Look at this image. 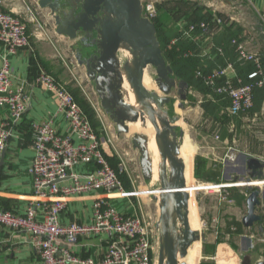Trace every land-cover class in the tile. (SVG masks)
Wrapping results in <instances>:
<instances>
[{
  "label": "crops",
  "instance_id": "0c3cea01",
  "mask_svg": "<svg viewBox=\"0 0 264 264\" xmlns=\"http://www.w3.org/2000/svg\"><path fill=\"white\" fill-rule=\"evenodd\" d=\"M224 2L227 5L225 11L227 15L218 20L214 29L210 31L202 29L203 33L194 38L201 51L213 61L215 57L212 51L216 45V37L222 36V38L229 37L231 39L236 34L233 41L243 45L250 53L258 54L263 63L264 0H224ZM0 12L20 16L28 25L31 38L30 48L23 49L11 57L15 84L24 82L26 90L31 95V101L19 125L13 130L7 128L11 135L0 160V210L24 215L28 205L34 199L33 177L29 173L35 154L32 146L33 125L53 121V126L61 135L68 134L70 131V125L65 117L57 112L55 97L37 84L36 76L40 69H43L65 86L73 88L78 85L74 75L76 65L80 64L78 55L82 52L84 58L89 56L78 40H72L68 36L58 33V26L51 11L41 8L39 0H0ZM238 28L244 32L240 33ZM220 49L223 51L222 48H219L218 52ZM3 54L4 47L0 43V69L3 63ZM228 79L232 80L233 84H237L230 72ZM220 82L223 80L221 79ZM203 99L204 95H202V102ZM241 120H244L243 114L233 118L228 117L226 110L221 112L219 123L227 125L219 127V135H217L219 139L215 138L217 141L213 140L210 144H208L206 136L197 130L194 132L191 129H184L188 128L186 125L181 127L180 124H177L176 133L180 144V158L185 164L187 163L186 167L188 165L187 182L191 178L194 180L190 211H192L194 201L197 200L199 222L204 226H202L203 232L200 234L201 241L195 242L189 249L187 264H199L200 259L205 262L209 261L210 264H257L264 260V247L262 245L255 247L256 244L252 238L256 234H263L264 222L256 223L251 228H246L243 225V219L247 214V199L250 194L245 185L249 179L245 182V177L263 179L264 170L263 175L253 176L254 172L248 168L249 160L253 157L246 153H239L240 155L235 158L237 150L232 149L231 143L234 137L233 132L242 128ZM8 121L9 111L7 108H3L0 110V123ZM133 126H137L142 131L140 125H129L131 128ZM114 152L119 154L118 151ZM107 153L109 156H114L110 147L107 149ZM156 153L158 154L157 150ZM197 157L205 160L206 169L214 167L221 171L220 184L208 182L196 176ZM255 159L264 163L260 158ZM123 166L126 169L124 177L130 181L131 187L133 186V189L126 190L134 191L135 184L132 175L125 163ZM93 168L80 165L78 172L88 173ZM235 176L239 177L237 180L239 182L233 185ZM212 184L225 187L213 188L210 187ZM259 188L262 192V206L259 210L262 211L264 208V186H259ZM150 192L151 190H144L140 192V195L148 196L151 194ZM194 192H199V196L195 197V200ZM100 195V193L88 194L72 200L68 209L63 213V222L65 224L70 222L89 223L92 218L94 200ZM111 198L112 203L124 214H142L151 225L150 215L147 211V206H150L151 202L149 199H140L137 196L122 199L118 195ZM157 202H159L158 208L160 209L161 203ZM211 202L212 209L208 208V203ZM145 211L147 212L145 213ZM249 231H253L251 235L248 234ZM220 238L222 240H219ZM108 244L109 239L106 237L82 239L74 250L80 256H94ZM211 248L214 249L213 254L210 252ZM0 264H42V262L28 233L0 226Z\"/></svg>",
  "mask_w": 264,
  "mask_h": 264
},
{
  "label": "built area",
  "instance_id": "2783aa9c",
  "mask_svg": "<svg viewBox=\"0 0 264 264\" xmlns=\"http://www.w3.org/2000/svg\"><path fill=\"white\" fill-rule=\"evenodd\" d=\"M157 15L155 4L143 1L142 17L153 22ZM194 28L190 27L191 30ZM201 28L207 30L204 24ZM0 43L4 47L0 69V110L7 108L9 111V121L0 123L1 160L11 135L7 128L13 130L19 125L31 101L24 82L15 84L11 62L12 56L31 47L28 25L20 16L0 12ZM233 44L237 46L241 60L256 65L249 79L259 78L257 82L244 84L231 63L208 75L199 72L198 77L218 94L230 99L226 112L228 117L234 118L253 109L255 89L264 86V69L258 54L250 53L237 41ZM219 52L223 51L220 49ZM229 72L236 85L228 79ZM36 82L53 94L57 112L65 117L70 131L61 135L53 121L33 125L35 154L29 173L33 177L34 199L24 215L0 210V226L28 233L42 264H152L154 248L150 223L142 214L126 215L112 203L114 195L125 199L135 194L126 190L120 177L123 169L126 171L123 164L120 165L123 169L118 171L107 157L111 138L98 136L82 107L62 82L43 69L37 74ZM80 165L94 168L82 174L78 172ZM262 180L261 184L255 185L264 186V177ZM210 187L221 189L225 186ZM96 193L101 195L94 200L89 223L63 222V213L72 200ZM101 237L108 238L109 244L97 255L80 256L75 252L74 248L82 239Z\"/></svg>",
  "mask_w": 264,
  "mask_h": 264
},
{
  "label": "water",
  "instance_id": "95a60500",
  "mask_svg": "<svg viewBox=\"0 0 264 264\" xmlns=\"http://www.w3.org/2000/svg\"><path fill=\"white\" fill-rule=\"evenodd\" d=\"M39 6L51 11L58 33L78 40L86 50L89 57L84 58L81 52L79 63L87 67L101 105L116 124L118 134H128L129 125L139 121L146 124L149 119L153 124L163 158L161 186L152 191L154 199L161 203L158 227L162 232L165 254H161L160 264H164L165 255L166 264H187L180 262L179 258L188 256L190 247L200 236L192 229L190 220L191 190L194 188L187 182V167L180 158L176 134L179 118L165 119L164 116L169 114L167 106L171 103L172 92L177 89L180 100L186 102L190 87L174 78L172 67L163 56L155 24L142 17L143 0H39ZM122 52H128L130 56L122 60ZM149 67L156 69L155 81L162 95L149 91L144 85L145 71ZM124 74L135 91L136 107L144 113L143 116L126 107ZM133 142L142 155L144 179L150 181L153 167L148 141L142 135H136ZM168 160L173 169L171 177L167 172ZM248 168L254 172L253 176H261L264 163L252 158ZM262 181L249 179L245 183L250 192L247 214L243 219L246 228L263 222L258 214L262 192L258 185L253 184ZM174 196L175 201L172 199ZM178 232L180 236L174 237L173 233ZM257 264H264V260Z\"/></svg>",
  "mask_w": 264,
  "mask_h": 264
},
{
  "label": "rangeland",
  "instance_id": "374dc122",
  "mask_svg": "<svg viewBox=\"0 0 264 264\" xmlns=\"http://www.w3.org/2000/svg\"><path fill=\"white\" fill-rule=\"evenodd\" d=\"M143 1H149L155 4L157 11L159 9V21H158V27L160 29H171L175 26L178 28H182L185 24H188L192 19L197 20L199 22V15L205 14L207 17L211 18V22L207 23L205 21L200 22V26L204 24L207 28V31H210L211 29H214L215 24L218 22V20L222 19L223 16L227 15V5L225 4L224 0H143ZM263 63H264V57H262ZM75 62V61H74ZM75 81L78 83V85L82 89V95L83 97L91 102V104L95 107L96 112L98 114V118L102 123L104 135L102 137H109L111 138V146L110 150L113 151L114 156H109L107 153V157L113 167L120 170L119 164L125 163V165L128 167V170L130 174L132 175L133 183L135 184L134 191H128L129 193L135 194L134 196H137L140 199H149L150 206H147V211L150 215V222H151V229L153 231V261L152 264H160L161 254L164 253V243L162 239V232L160 231L158 224L160 222V209L158 208L157 201L154 200L152 191L154 189H158L161 186V179L160 181H155L153 178L150 181H147L144 179L143 173H142V167H141V152L139 149L134 147V137L136 135H142L144 138L147 139L149 142V139L152 137V155L149 152L150 158L153 160L154 167H158L160 165L159 163V152L157 150L155 138H156V130L151 123V121L148 119L146 124H141L143 129H147L148 126L150 128L148 130L152 129L151 133L141 131L137 126L130 127V132L128 134H121L119 135L117 132V127L114 121L111 119L110 114H108L104 108L101 105V100L96 93L95 83L92 81L87 73L85 65H76L75 67ZM148 79L151 85V89L148 88L149 91H157L162 95L161 91L158 89L157 83L155 81L156 79V69L153 67L148 68ZM264 80V75L262 77ZM189 97L190 99L188 101H181L178 95V90H174L171 94V103L167 106L169 110L168 116H164L165 119H171L173 117H178L179 122L177 124H180L181 127H186L184 129H191L195 132L197 130L201 134L205 135L208 141V144L210 142L217 141L218 139L217 135H219V127L227 125L226 123H219L220 119H213L210 117H207L204 115L203 109L201 107L202 102V95L201 93L195 92L193 89H190L189 91ZM181 105L183 108H181ZM244 115V120H241L243 123L241 130H235L233 132V140L231 143L232 149H236L237 153L235 158H237L240 154L239 153H246L253 158H260L264 161V108L259 113H253V112H247ZM162 126V124H160ZM189 126H192V128H189ZM152 127V128H151ZM132 129V131H131ZM134 129V130H133ZM137 130V131H136ZM177 134V133H176ZM178 140V138H177ZM154 147V148H153ZM156 150L158 154L156 153ZM114 151H118L119 154H115ZM199 167L198 175L203 174V163ZM163 167V166H162ZM123 169V168H122ZM125 170L123 169V172H121V179H123ZM167 172L168 176L171 177L172 171L170 165L167 166ZM239 177L235 176L233 179L234 183L237 184L239 181ZM250 179V177H245V182ZM252 179V178H251ZM254 181H257L258 179L254 178L252 179ZM124 182V181H123ZM190 186H193L194 180L193 178L189 179ZM193 183V184H192ZM215 185V184H212ZM133 187V186H132ZM133 189V188H132ZM144 190H151L150 195H140V192H143ZM205 193V192H202ZM139 194V195H137ZM199 192H194V200ZM196 201V203H195ZM194 201V204L192 205V221L191 225L193 228L199 231L200 234L203 232V224L199 222L198 218V204L197 200ZM199 203V201H198ZM194 206V207H193ZM212 202L208 203V208L212 207ZM145 211V213L147 212ZM181 227H183L182 222L179 220L177 221ZM204 227V226H203ZM253 231H249L248 234H252ZM255 232V231H254ZM253 240L256 244L255 247H258V245H262L264 247V231L263 234L254 235ZM262 239V240H261ZM219 240H222L221 238ZM201 241V236H199V239L197 242ZM231 246V245H230ZM234 246V245H233ZM232 246V248H233ZM213 248H211L210 252H213ZM213 254V253H212ZM201 258V257H200ZM264 258V255H263ZM181 259V258H180ZM182 261H187V258L181 259ZM167 262V256H164V264ZM181 262V261H180ZM199 264H210V262H205L200 259Z\"/></svg>",
  "mask_w": 264,
  "mask_h": 264
},
{
  "label": "trees",
  "instance_id": "16d2710c",
  "mask_svg": "<svg viewBox=\"0 0 264 264\" xmlns=\"http://www.w3.org/2000/svg\"><path fill=\"white\" fill-rule=\"evenodd\" d=\"M198 20L199 22L196 19H192L182 28L175 26L171 29H160L158 27V9V15L156 19L153 20V23L157 29V36L161 44L163 56L167 63L172 67L174 78L179 82L187 83L190 89L204 95L202 102L204 115L218 120L220 119V113L224 112V110L230 105V99L226 95L218 94L214 89L207 86L202 79L198 77V73L201 72L204 75H208L213 72V69L218 67L223 68L227 66L228 63H232L244 84L257 82L259 78L258 80L249 79V75L256 70V65L253 62H246L240 59L237 52V46L233 44V39L236 37V34L231 39H229V37L222 38V36H217L215 39L216 45L212 51L215 59L213 61L208 59V57L203 54L194 38L203 33L200 22L205 21L210 23L211 18L207 17L205 14H200ZM191 26H195L194 30L190 29ZM238 31H241L240 33L244 32L240 28H238ZM219 48L223 49L221 55L218 52ZM66 88L73 94L75 100L82 107L98 136L102 137L105 132L103 131L102 123L98 118L95 107L83 97L81 87L77 85L73 88L66 86ZM189 99L190 97L188 95V100ZM263 107L264 86L255 89L254 107L251 112L259 113L262 111ZM197 161L196 176L215 184L221 183L222 173L219 169H214V167L206 169L204 166L205 160L203 158L197 157ZM200 162H202L204 166L202 175H198L199 167L202 165ZM123 179L125 188L131 190L132 187L130 181L125 177H123ZM238 225L241 226L240 224Z\"/></svg>",
  "mask_w": 264,
  "mask_h": 264
},
{
  "label": "bare ground",
  "instance_id": "6f19581e",
  "mask_svg": "<svg viewBox=\"0 0 264 264\" xmlns=\"http://www.w3.org/2000/svg\"><path fill=\"white\" fill-rule=\"evenodd\" d=\"M120 56H121L122 60H125V59H127V57L130 56V54L128 52H122L120 54ZM148 73L149 72H148V69H147L145 71L144 85H145V87L147 89L148 88L151 89L150 88L151 85H150V82H149V79H148ZM124 80H125V82H124V86H123V91H124V101H125L126 107L129 110L136 111L137 113H139L140 115L143 116L144 113L140 109H138L136 107V95H135V91L131 88L130 83L128 82L125 74H124ZM134 124H137V125H140L141 126L142 122L139 121L138 123H134ZM141 128H142V126H141ZM149 128H150V126H148L147 129H143L142 128V131H144L145 133L146 132L151 133L152 132V129L151 130H148ZM155 142H156L157 150H158L159 155H160V158H159L160 165L158 167H154L153 160H152L153 156L151 158V161H152V167H153V180L158 181V180H160V176H161V171H162V166H163V158H162V151H161V149H160V147L158 145V142H157L156 138H155ZM147 149H148V152H150L151 155H152V151H151L152 150V137L149 139V142L147 144ZM169 165H170V163H169V160H168L167 161V166H169ZM170 167H171V165H170ZM171 171H173L172 167H171ZM187 172H188V165H187L186 177H187ZM259 184H261V183H259ZM172 199H173V201H175V196ZM191 200H192V196H191ZM190 209H191V201H190ZM190 220L192 221V219H191V212H190ZM192 229H193V227H192ZM194 231H198V230H194ZM173 235H174V237H179L180 236V233L179 232L178 233H173ZM179 260H181V259L179 258Z\"/></svg>",
  "mask_w": 264,
  "mask_h": 264
},
{
  "label": "flooded vegetation",
  "instance_id": "af4514ba",
  "mask_svg": "<svg viewBox=\"0 0 264 264\" xmlns=\"http://www.w3.org/2000/svg\"><path fill=\"white\" fill-rule=\"evenodd\" d=\"M86 67V66H85ZM86 70H87V67H86ZM87 73H88V70H87ZM258 214L262 217V219L264 218V208L261 210H258ZM264 220V219H263ZM264 222V221H263ZM250 259V258H249Z\"/></svg>",
  "mask_w": 264,
  "mask_h": 264
}]
</instances>
